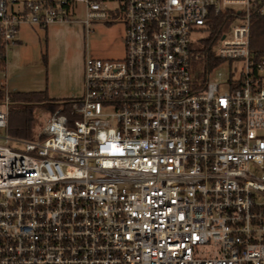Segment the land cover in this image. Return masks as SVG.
Masks as SVG:
<instances>
[{
  "label": "built area",
  "instance_id": "obj_1",
  "mask_svg": "<svg viewBox=\"0 0 264 264\" xmlns=\"http://www.w3.org/2000/svg\"><path fill=\"white\" fill-rule=\"evenodd\" d=\"M106 1L0 0L2 45L23 25L87 34ZM115 11L123 58L85 54L81 96L32 138L9 135L0 100V264H264V48L252 46L264 0ZM223 61L239 70L208 80Z\"/></svg>",
  "mask_w": 264,
  "mask_h": 264
},
{
  "label": "rangeland",
  "instance_id": "obj_2",
  "mask_svg": "<svg viewBox=\"0 0 264 264\" xmlns=\"http://www.w3.org/2000/svg\"><path fill=\"white\" fill-rule=\"evenodd\" d=\"M120 0H107L105 7L108 10V17L106 20H99L92 22L91 31L87 34L83 31V25L80 22L62 23V29L59 30L57 37V45L52 49V79L60 83L62 79L70 78L71 81L77 79L80 72V62L83 63L85 54L91 58L96 59H109L117 60L124 56V19L121 14L115 11ZM81 10V7H78ZM83 14H77L73 19H82ZM264 30V20H258L253 23L252 27V46L260 47L264 44V33L258 32L259 28ZM44 29L41 28H28L27 26H21L20 32L24 33L27 37H31V41L25 48V56H23L22 63L25 68H32L38 63H44L43 54H45V42H44ZM260 35V37H259ZM62 42L61 44L59 43ZM192 45L196 50L201 48L199 42L192 41ZM11 46L6 49L8 51ZM24 59H26L24 61ZM202 61H199L195 65V71H201L203 69ZM240 63L238 61H223L219 63L209 73L208 80L218 81V72L222 73L221 81H225L229 77L230 69L239 70ZM0 70V82H1ZM2 89V86H0ZM4 90V89H2ZM82 93V92H81ZM81 93L70 95V98H77L81 96ZM52 111L37 108L34 111L35 123L32 129L33 135L37 132L44 121L49 117ZM1 133L3 131H0ZM32 135V136H33ZM3 140L0 139V142ZM14 147L13 144H9Z\"/></svg>",
  "mask_w": 264,
  "mask_h": 264
},
{
  "label": "crops",
  "instance_id": "obj_3",
  "mask_svg": "<svg viewBox=\"0 0 264 264\" xmlns=\"http://www.w3.org/2000/svg\"><path fill=\"white\" fill-rule=\"evenodd\" d=\"M62 23H54L44 30L45 54L44 63H38L32 68H25L22 63L25 56V48L31 41L24 33L18 31L16 43L6 51L5 65L1 71V82L3 94L12 92H33L45 91L48 97L53 99H72L69 96L83 92V63L80 62V72L77 79L71 81L70 78L62 79L60 83L52 77V49L57 45L59 30ZM28 28H40L35 26L23 25ZM21 28V27H20ZM43 29V28H41ZM84 31V30H83ZM61 44L62 42L59 41ZM85 57V56H84ZM26 59H24L25 61ZM84 60V59H83ZM82 94V93H81Z\"/></svg>",
  "mask_w": 264,
  "mask_h": 264
},
{
  "label": "trees",
  "instance_id": "obj_4",
  "mask_svg": "<svg viewBox=\"0 0 264 264\" xmlns=\"http://www.w3.org/2000/svg\"><path fill=\"white\" fill-rule=\"evenodd\" d=\"M221 24L220 20L214 22L212 35L205 40L207 46L214 42V36L221 28ZM258 32L264 33L263 28H259ZM260 47H264V44H261ZM5 53V48L0 39V70H2L5 65ZM3 95L2 90H0V100L3 98ZM8 95L10 99L8 133L11 136L26 139L32 138L33 135L32 129L35 123V109L43 108L54 112L59 107L61 101L67 100L50 98L45 91L12 92Z\"/></svg>",
  "mask_w": 264,
  "mask_h": 264
}]
</instances>
